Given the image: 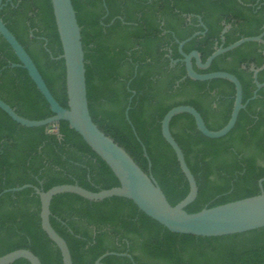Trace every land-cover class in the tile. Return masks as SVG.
Returning <instances> with one entry per match:
<instances>
[{
  "label": "trees",
  "instance_id": "16d2710c",
  "mask_svg": "<svg viewBox=\"0 0 264 264\" xmlns=\"http://www.w3.org/2000/svg\"><path fill=\"white\" fill-rule=\"evenodd\" d=\"M257 1L71 0L81 29L90 116L155 179L171 206L187 196L189 185L162 136L163 117L174 107L191 106L210 131H218L230 119L235 88L222 79H183L184 64L169 68L166 50L172 60H180L176 41L200 33L182 50L197 51L204 63L216 47L258 36L264 26V5L257 9ZM2 3V21L33 60L55 100L67 108L65 65L51 0ZM225 25L230 28L222 41ZM263 50L260 43H245L218 56L204 70L193 61L199 74L234 75L242 86V103L247 104L234 128L219 139L203 136L188 114L171 120V134L198 187L197 198L185 208L189 214L261 193L264 89L253 99L257 89L250 67L260 69L257 81L263 84ZM12 64L19 60L0 36V99L29 120L52 116L27 71ZM66 184L91 192L119 186L106 163L67 122L26 128L0 110V194L24 185L46 192ZM50 212L51 226L67 243L72 264H94L106 253L131 259L109 255L101 264H264V228L216 238L174 234L131 201L117 197L92 202L60 194L52 199ZM20 249L31 251L41 264H63L59 250L42 230L40 200L32 189L0 196V257ZM12 264L29 262L20 259Z\"/></svg>",
  "mask_w": 264,
  "mask_h": 264
},
{
  "label": "water",
  "instance_id": "95a60500",
  "mask_svg": "<svg viewBox=\"0 0 264 264\" xmlns=\"http://www.w3.org/2000/svg\"><path fill=\"white\" fill-rule=\"evenodd\" d=\"M2 1L3 0H0V13L4 6ZM51 4L62 48L61 58L64 60L65 65L67 108L60 106L55 100L33 60L17 41L15 36L8 30L0 16V36L7 42L19 60V64H12L11 67L22 68L27 71L28 76L47 102L53 115L43 120H29L19 116L14 109L1 99L0 110L12 121L26 128L46 126H50L51 128L53 124L60 121L67 122L70 129L75 131L87 146L106 163L119 183L118 187L98 192H91L77 184H66L52 187L46 192L32 185H24L22 187L5 190L0 194L1 196L9 192L14 193L25 189H32L38 195L40 200L42 230L59 250L62 263L72 264L71 254L65 240L57 234L50 223L51 201L55 196L60 194H73L92 202H99L113 197L127 199L147 217L174 234L216 238L242 234L264 228V191L262 190V182L264 179H261L258 183L261 193L257 196L212 208H204L200 212L193 214H189L185 211V208L197 198L198 187L194 176L185 162L182 150L170 131L171 120L179 114L190 115L194 119L197 130L209 139L222 138L234 128L240 111L245 109L247 104L242 103L241 83L234 75L227 72L220 71L199 74L194 70L193 61L196 67L204 70L209 68L212 61L218 56L230 52L245 43L257 42L264 45V30L258 36L241 38L227 47H223V45L216 47L215 51L204 63L197 51L185 54L182 50L185 43L190 41L191 38L200 35V33L194 34L193 37L186 41H176L178 43L179 53L182 56L181 62L184 64L186 71L184 79L189 78L200 82L215 79L229 81L234 85L235 97L230 119L227 124L218 131H210L206 127L198 111L191 106L181 105L174 107L163 117L161 121L162 136L173 150L179 167L189 185L187 196L177 205L171 206L155 179L151 175L144 173L126 151L102 132L93 122L88 109L84 51L81 40V29L77 22L76 13L71 0H51ZM201 26L206 29L202 23ZM227 28L228 27L221 33L222 41ZM252 72L257 89L253 96L254 99L256 97V92L264 87V84H260L257 81L259 70L252 68ZM128 110L129 108L126 109L125 113L127 119ZM143 150L147 157L145 147H143ZM109 255H118L131 259L127 254L106 253L94 264H101V261ZM20 259L26 260L29 264H41L39 258L35 254L25 249L16 250L1 256L0 264H12Z\"/></svg>",
  "mask_w": 264,
  "mask_h": 264
},
{
  "label": "flooded vegetation",
  "instance_id": "af4514ba",
  "mask_svg": "<svg viewBox=\"0 0 264 264\" xmlns=\"http://www.w3.org/2000/svg\"><path fill=\"white\" fill-rule=\"evenodd\" d=\"M259 2H261V3H259ZM256 8L257 9H260V7H262L263 5H264V0H258L257 1V3H256ZM255 6V5H254ZM226 27H228L227 29H226V31L230 28V26H227V25H225L224 26V29L226 28ZM263 30H264V26H263ZM165 32H167V31H165ZM263 32V31H262ZM168 33V32H167ZM261 34V33H260ZM259 34V35H260ZM264 39V38H263ZM261 44V43H260ZM263 45V44H262ZM263 47H264V45H263ZM167 52H168V54L166 55L168 58H169V60H170V64H169V68H173L178 62H181V59L180 60H172L171 59V51L169 50V49H167L166 50ZM178 51H179V49H178ZM263 54H264V50H263ZM252 68L254 69V67L253 66H251L250 67V70L252 71ZM262 69V68H261ZM256 70H259L260 71V69H256ZM184 79V78H183ZM182 79V80H183ZM264 84V83H263ZM263 89H264V87H262ZM261 89V88H260ZM256 91V90H255ZM257 93V92H256ZM254 94H255V92H254Z\"/></svg>",
  "mask_w": 264,
  "mask_h": 264
}]
</instances>
